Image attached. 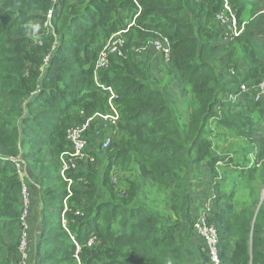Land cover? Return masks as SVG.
<instances>
[{
  "label": "trees",
  "instance_id": "16d2710c",
  "mask_svg": "<svg viewBox=\"0 0 264 264\" xmlns=\"http://www.w3.org/2000/svg\"><path fill=\"white\" fill-rule=\"evenodd\" d=\"M224 2L0 0V252L4 232L22 215V181L12 158L31 154L41 211L28 233L38 264H211L203 240L198 236L197 244L188 231H195L201 208L186 189L191 179L203 187L204 177L219 264H264V141L252 148L264 116L261 102L240 91L264 76L255 25L262 5L228 0L237 21L249 23L233 37L216 18ZM115 34L117 50L98 66ZM158 37L170 45L166 84L134 52ZM173 82L182 102L172 106L165 88ZM109 101L119 114L110 145L92 149L94 163L71 173L80 186L64 211L58 156L69 149L67 130L108 112ZM97 130L94 123L86 135L93 148L105 134ZM213 135L232 141L214 143ZM141 183L153 200L139 192ZM18 244L0 264H22Z\"/></svg>",
  "mask_w": 264,
  "mask_h": 264
},
{
  "label": "rangeland",
  "instance_id": "374dc122",
  "mask_svg": "<svg viewBox=\"0 0 264 264\" xmlns=\"http://www.w3.org/2000/svg\"><path fill=\"white\" fill-rule=\"evenodd\" d=\"M259 1V3L262 5V7L260 8L258 14H257V20L255 21V25L258 26L257 30H258V37H261L262 39L260 41H258V43H263L264 45V0H257ZM39 23H33V27H35V25H38ZM248 21L247 19H243L242 21L238 22V26L240 28H245L248 25ZM223 28H224V32L228 31L229 26H227L226 24H222ZM254 29V27H253ZM37 34V31H33V35ZM219 39H221L219 37ZM224 39V38H223ZM156 42H161L162 44V38H153L149 41L148 45L139 48L135 51L136 57L139 61H142L144 64H149L152 71L155 73V76L157 78H159L162 82V84H166L168 82V77L166 76V67H167V62L164 60L161 52L159 50L156 49L155 43ZM119 39L117 38V35H113L110 39H108V41L104 44V51L106 52V55L110 54V53H114L118 46H119ZM221 56V54L219 55ZM216 60H219V57L216 56ZM221 62H217L216 67H217V72L219 73V70L221 69ZM264 77V76H263ZM166 91L169 95V99H170V103L172 104H180L182 101H180L178 98H176V85L173 82L172 84H169L168 86H166ZM259 102H263L264 103V98L262 100H260ZM173 106V105H172ZM261 112L264 116V107L261 104ZM95 123V127H98L97 131H105V134H108L110 131V126L111 124H109L108 122L105 121H100L99 119H94L93 124ZM105 123V125H104ZM219 128H215L216 130L220 131L222 130V127L217 126ZM100 128V129H99ZM257 128L258 130L255 131L254 135H253V146L252 148H257L258 144L260 141H264V122H261L259 124H257ZM214 130V129H213ZM215 131V130H214ZM231 138H229V142H231L232 140H230ZM102 140V137H98V140H96V143H99ZM211 140L214 141V143H219L221 145H227L229 142L226 141L225 138L223 137H219L217 138L215 135H213L211 137ZM233 143H235L236 146L239 147V140L237 138L233 139ZM106 153H103L102 156L100 157V159L105 158ZM45 155L51 159L50 155L48 154L47 151H45ZM31 154H29L28 156L24 155V159L25 162L28 165L29 171H30V176L31 178H29V184L31 182H33V184L31 183V185H28L27 188L29 190V199L27 201V203H21L20 205V210L22 212V214H25V224L22 225L21 221L20 223H17L15 229L11 232H4V243H3V249L0 252V256H7L9 250V247L15 243V241H17L18 244V250H19V254L18 256H20V261L22 264H38V261L35 258V245L33 244V239L32 237L29 235L28 231L31 225V217H32V225H31V229L32 226L33 228L36 227V222L40 221V217L37 216V214H40V205H39V201L40 198L38 197V193H39V188L37 186L38 183V179L35 176V171L34 169L31 168V166L29 165L27 158H30ZM100 162V161H99ZM51 166H53V164H51ZM104 163L103 160H101V163L98 165L99 168V172L101 174V172L104 170ZM113 173H116V176H119V173L117 170H114ZM263 174V172H262ZM114 175V174H113ZM132 177L134 178V176L132 175ZM191 182L190 186L187 190V192L189 193V195L193 196V198L196 199V207L198 210H200V208L203 206H206L208 204L205 205V203H209V199L206 200V196L208 195L209 191H210V182L208 178H203V181H201L203 183V187L202 185H199L198 182L196 181V179H191L189 180ZM117 182V179L115 180L114 183ZM78 187L80 186L79 183H74L73 187ZM149 187H152V184H148ZM142 191H144L142 183L140 184V190L139 192H141L142 194H146L149 197V200H153V196L149 193H143ZM241 193L238 192L237 196L240 197ZM102 196V195H101ZM143 196V195H142ZM103 199H105V197H103ZM160 200H163V198H161ZM206 201V202H205ZM159 202V201H158ZM212 206V205H210ZM63 222H65V220L63 219ZM189 235L190 238L192 237V239H194L197 244L201 243L199 237L197 234L194 235V233H196L195 231H192V228H189ZM24 232H26V234H23Z\"/></svg>",
  "mask_w": 264,
  "mask_h": 264
},
{
  "label": "built area",
  "instance_id": "2783aa9c",
  "mask_svg": "<svg viewBox=\"0 0 264 264\" xmlns=\"http://www.w3.org/2000/svg\"><path fill=\"white\" fill-rule=\"evenodd\" d=\"M223 12H220L217 14L216 18L220 22V24H226L229 26L228 31L231 32V35L233 37H237L241 34L243 31V27L240 28L238 26V22L235 14L231 10V6L225 0L223 5ZM50 13L48 14V17L50 18ZM134 21H132L133 23ZM131 24L128 25V27ZM120 41V40H119ZM121 42V41H120ZM156 49L161 52V54L164 56V59L166 61H169L170 58V49L167 42H156L155 43ZM104 48V47H103ZM139 49V48H138ZM137 50V49H136ZM106 52L104 49L102 52H100L99 55V61L98 66H105L106 65ZM240 89L242 91L249 92L251 94V97L254 101H259L264 97V77L255 85L248 87L246 84H241ZM109 93L111 94L110 100L113 98V91L111 88H108ZM110 102V109L106 113H95L93 116L86 119V121L80 125H74L71 126L67 130L66 139L69 142V149L62 151L59 154V174L61 178L66 182V196L64 199V211L66 210V204L65 201L67 198H69L73 193V185L75 183L74 177L71 176L72 172H75L80 169H84L85 166H82V162L85 164L88 163H94L95 156L94 154H91V150H106L111 142L110 139V132L108 134H104L100 137H102V140L95 145V148H93L87 139V131L90 129L91 125L93 124L94 119H99L100 121H105L111 124L113 126L116 124L119 114L114 106H112L111 101ZM105 125V123H104ZM98 148H97V147ZM12 161L15 163L18 173L20 175V179L22 181V191H21V199L23 200V203H27L29 199V190L24 182V178L27 177L26 175V164L24 159L19 155L17 157L12 158ZM116 180V173L113 175L112 181L115 182ZM207 204V203H206ZM210 209L209 204L206 205L203 209L200 210V212L197 214V219L193 223V228L196 232V234L203 240L208 255L209 260L211 264H219V250H218V232L215 226L208 222L207 212ZM76 214H80L79 212H76ZM20 221L22 225L25 224V214L23 213L21 215ZM23 234H26L24 232ZM92 243V241H90Z\"/></svg>",
  "mask_w": 264,
  "mask_h": 264
},
{
  "label": "clouds",
  "instance_id": "9594fccd",
  "mask_svg": "<svg viewBox=\"0 0 264 264\" xmlns=\"http://www.w3.org/2000/svg\"><path fill=\"white\" fill-rule=\"evenodd\" d=\"M219 22V21H218ZM220 23V22H219ZM221 25V24H220ZM222 27H223V25H221ZM245 29V28H244ZM244 29H243V31H244ZM242 33V32H241ZM162 42H167V44L169 45V42H168V40L166 39V38H162ZM148 45V44H147ZM144 46H146V45H144ZM144 46H142V47H144ZM142 47H138V48H142ZM138 48H135V50H134V52L136 51V49H138ZM169 49H170V45H169ZM170 53V52H169ZM163 56V55H162ZM163 58H164V56H163ZM165 60V59H164ZM166 61V60H165ZM166 62H169V61H166ZM243 84V83H242ZM245 84V83H244ZM248 87H250V86H248ZM240 91H242L241 89H240ZM242 92H244V91H242ZM246 92V91H245ZM231 98L232 99H238L239 97H237V96H231ZM264 98V97H263ZM262 98V99H263ZM261 99V100H262ZM260 101V100H259ZM68 150V149H67ZM58 161H59V156H58ZM88 165H89V163L88 164H85L84 162H82V166H85V168L86 167H88ZM58 172H59V170H58ZM114 175H115V173H113ZM60 175V174H59ZM112 178H113V176H112ZM113 182V181H112ZM73 189V188H72ZM66 196V195H65Z\"/></svg>",
  "mask_w": 264,
  "mask_h": 264
},
{
  "label": "crops",
  "instance_id": "0c3cea01",
  "mask_svg": "<svg viewBox=\"0 0 264 264\" xmlns=\"http://www.w3.org/2000/svg\"><path fill=\"white\" fill-rule=\"evenodd\" d=\"M225 1V0H224ZM227 2H228V0H227ZM248 21V20H247ZM229 40H231V37L230 38H227V36L225 35V37H224V41H229ZM261 104L263 105V107H264V103L263 102H261ZM29 170V169H28ZM28 178H31V176H30V174L28 175ZM32 184H33V182H31ZM31 183H30V185H31ZM37 186H38V188H39V184L37 183ZM208 200V199H207ZM206 202V201H205ZM207 204H209V206L211 205V199H209V203H207ZM205 205H206V203H205ZM205 206H203L202 205V207H201V209H203ZM210 208H211V206H210ZM193 249H194V247H192Z\"/></svg>",
  "mask_w": 264,
  "mask_h": 264
},
{
  "label": "water",
  "instance_id": "95a60500",
  "mask_svg": "<svg viewBox=\"0 0 264 264\" xmlns=\"http://www.w3.org/2000/svg\"><path fill=\"white\" fill-rule=\"evenodd\" d=\"M264 197V191H263V194H262V197H261V199Z\"/></svg>",
  "mask_w": 264,
  "mask_h": 264
}]
</instances>
